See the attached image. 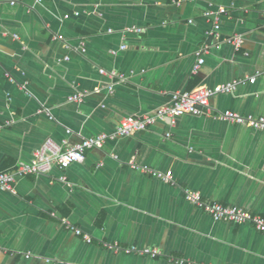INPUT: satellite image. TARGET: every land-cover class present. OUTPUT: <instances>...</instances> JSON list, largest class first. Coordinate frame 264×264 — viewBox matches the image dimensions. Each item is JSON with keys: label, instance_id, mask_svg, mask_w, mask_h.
Returning a JSON list of instances; mask_svg holds the SVG:
<instances>
[{"label": "crops", "instance_id": "1", "mask_svg": "<svg viewBox=\"0 0 264 264\" xmlns=\"http://www.w3.org/2000/svg\"><path fill=\"white\" fill-rule=\"evenodd\" d=\"M209 5L226 9L216 35H207ZM201 48L204 63L193 73ZM254 75L213 96L215 112L264 115V0H0V170L29 161L48 137L113 132L123 117L168 104L174 91ZM77 92H87L84 100L69 101ZM130 161L169 171L172 181ZM184 188L264 216V132L185 114L107 141L65 170L18 178L14 192H0V264H264V233L214 221ZM115 242L162 255L105 246Z\"/></svg>", "mask_w": 264, "mask_h": 264}, {"label": "built area", "instance_id": "2", "mask_svg": "<svg viewBox=\"0 0 264 264\" xmlns=\"http://www.w3.org/2000/svg\"><path fill=\"white\" fill-rule=\"evenodd\" d=\"M195 1V0H181ZM12 3V2H11ZM226 12L223 6L209 5L203 13L205 18L211 19L212 28L207 31V35H216L220 29L219 20ZM136 31L140 28L136 27ZM16 38L17 35H14ZM236 46L242 42L240 35H235L231 40ZM125 48V46H121ZM85 49L82 48V51ZM113 53L115 51H112ZM206 49L197 50V62L192 68L193 73H197L200 66L204 63V54ZM99 72L106 75L110 79H115L117 82L128 80L127 75L119 73L116 70L100 69ZM256 75L249 77L247 81L241 78L233 79L227 83L217 84L215 86H198L191 90H177L170 94V101L166 105L158 106L153 112L146 114H132L123 117L117 128L113 132H103L94 136L83 137L77 142H69L67 138H62L56 141L51 137L46 138L42 144L33 152L32 158L29 161L19 160L10 170H0V192H14V184L18 178L30 174L47 173L52 168L56 167L65 170L73 163L82 162L85 159L86 152L93 148H101L107 141L115 140L121 137L129 136L139 131H145L158 120H167L169 125H172L175 120L185 114L212 116L221 121L244 125L254 130L264 132V115L241 114L239 112L227 109L215 112L210 104V100L216 94L230 93L237 86L248 83H254ZM113 84L108 85L111 91ZM87 92H77L68 96L69 101L81 103L84 100ZM2 125H0V128ZM70 130H66L69 133ZM167 135H169L167 133ZM132 169L139 172L150 174L161 179L164 182L172 181V174L169 171L162 172L154 170L148 166H140L133 161L129 162ZM64 178V177H62ZM184 198L208 214L214 221H226L233 224H251L257 231L264 233V216L253 213L239 206L226 205L216 201H209L194 190L184 188ZM61 223L73 231L76 235L81 236L86 242H91L89 234L84 233L80 228L72 225L66 220H61ZM105 246L114 252H123L126 254H140L156 258L162 255V252L157 248H138L136 246H120L118 243H105ZM177 264H198L191 261H186L183 258H170ZM204 264V263H199Z\"/></svg>", "mask_w": 264, "mask_h": 264}]
</instances>
